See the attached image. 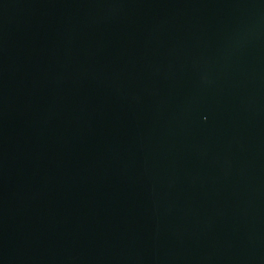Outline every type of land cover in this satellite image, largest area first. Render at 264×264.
I'll use <instances>...</instances> for the list:
<instances>
[{
	"label": "water",
	"instance_id": "1",
	"mask_svg": "<svg viewBox=\"0 0 264 264\" xmlns=\"http://www.w3.org/2000/svg\"><path fill=\"white\" fill-rule=\"evenodd\" d=\"M0 264H264V0H0Z\"/></svg>",
	"mask_w": 264,
	"mask_h": 264
}]
</instances>
